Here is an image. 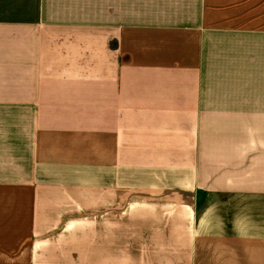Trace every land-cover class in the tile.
<instances>
[{
  "label": "crops",
  "instance_id": "obj_1",
  "mask_svg": "<svg viewBox=\"0 0 264 264\" xmlns=\"http://www.w3.org/2000/svg\"><path fill=\"white\" fill-rule=\"evenodd\" d=\"M0 264H264V0H0Z\"/></svg>",
  "mask_w": 264,
  "mask_h": 264
}]
</instances>
